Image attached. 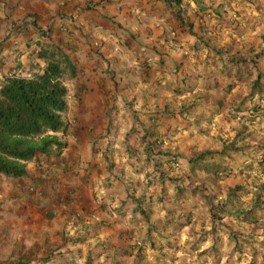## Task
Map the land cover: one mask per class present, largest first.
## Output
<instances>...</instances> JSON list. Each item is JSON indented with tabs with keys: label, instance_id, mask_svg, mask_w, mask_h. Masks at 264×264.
<instances>
[{
	"label": "crops",
	"instance_id": "obj_1",
	"mask_svg": "<svg viewBox=\"0 0 264 264\" xmlns=\"http://www.w3.org/2000/svg\"><path fill=\"white\" fill-rule=\"evenodd\" d=\"M241 5L256 24L239 21ZM253 29L264 31V0H0V85L43 67L44 44L76 67L56 133L65 147L27 162V177L0 174V264H190L199 206L177 226L192 207L159 177L185 187L192 165L205 177L254 166V153L225 148L239 121L222 106L224 91L263 80L264 33L240 34ZM245 123L255 139L256 121ZM176 151L202 156L160 166Z\"/></svg>",
	"mask_w": 264,
	"mask_h": 264
},
{
	"label": "rangeland",
	"instance_id": "obj_2",
	"mask_svg": "<svg viewBox=\"0 0 264 264\" xmlns=\"http://www.w3.org/2000/svg\"><path fill=\"white\" fill-rule=\"evenodd\" d=\"M242 6L239 21L256 24L253 19L245 20L243 16H246L250 11L245 5ZM217 21H221V19L217 18L214 22ZM259 30L240 31V34L250 40L255 36H262L264 31ZM263 82L264 77L262 81L256 79L250 83L251 87L253 83L255 84V87L250 88L253 91L250 97H247L249 93L244 94L245 90L242 89L235 90L233 96L227 95L224 91L222 96L223 112L228 116L225 118L239 121V125H234L230 129L226 128L225 133L227 135L232 133L229 136L233 138L230 142L224 144L225 148L234 153H237V150L240 149L244 152L254 153V166H251L250 161V169H248V163L241 161L239 166L234 169L235 172L226 174L224 171H206L208 175L205 177L203 174L200 175L202 173L200 168L192 165L193 167L190 166L188 184L185 187L178 185V181L182 177L178 175L169 177L166 175V170L161 172L163 178L159 177V183L167 184V179L175 180L177 189L186 192V200L189 206L192 207L185 212H177L178 218H172V222L177 226H183V221L188 224L191 223L192 210L194 206H199L197 221H195L196 225L192 226L188 232V235L192 237V245H190L191 252L189 255L186 254L185 258H189L190 264H213L214 262H217V264H264ZM242 102L245 103L244 106ZM235 103H238L241 107L239 111H237ZM247 103H249L248 106H246ZM233 105H235V109ZM251 119L256 121L257 128L254 133V135L256 134L255 139L250 137L251 140H249L246 133L248 126L245 122ZM258 125H261V127H258ZM253 146L254 151L251 148ZM162 155L160 166L170 163L171 168H173V165L174 168L181 169L183 164H187L189 158H199L200 153L189 154L185 161L181 160V153L177 151L163 153ZM206 160L205 157L204 162ZM233 164L235 163L228 161L225 166H233ZM161 198L163 199V197ZM80 217H83V214ZM84 217L89 218L88 214ZM181 253H186V251L182 248ZM171 257L172 259L167 258V256L164 257L165 262L163 264H175L174 261L177 257H174V259L173 255ZM182 260L180 262H183Z\"/></svg>",
	"mask_w": 264,
	"mask_h": 264
},
{
	"label": "trees",
	"instance_id": "obj_3",
	"mask_svg": "<svg viewBox=\"0 0 264 264\" xmlns=\"http://www.w3.org/2000/svg\"><path fill=\"white\" fill-rule=\"evenodd\" d=\"M35 57L44 63L36 73L12 74L0 85V174L12 178L27 177V162L53 147H65L56 133L67 130L62 119L66 109L65 81L75 76L76 67L59 45H40ZM252 93L250 90L247 97ZM201 156L191 160L199 161Z\"/></svg>",
	"mask_w": 264,
	"mask_h": 264
},
{
	"label": "built area",
	"instance_id": "obj_4",
	"mask_svg": "<svg viewBox=\"0 0 264 264\" xmlns=\"http://www.w3.org/2000/svg\"><path fill=\"white\" fill-rule=\"evenodd\" d=\"M63 208H65V205H63ZM82 214H83L82 212H76V213H75V216H76V217H80V216H82ZM88 217H93V215L90 214V215H88Z\"/></svg>",
	"mask_w": 264,
	"mask_h": 264
}]
</instances>
